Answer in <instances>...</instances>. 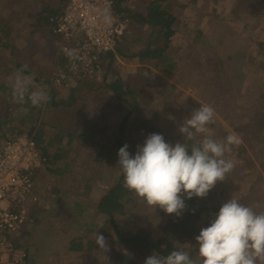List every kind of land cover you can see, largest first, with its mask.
I'll list each match as a JSON object with an SVG mask.
<instances>
[{
  "label": "rangeland",
  "instance_id": "obj_1",
  "mask_svg": "<svg viewBox=\"0 0 264 264\" xmlns=\"http://www.w3.org/2000/svg\"><path fill=\"white\" fill-rule=\"evenodd\" d=\"M145 2L135 0L133 5L141 7ZM180 2L186 6L180 12L178 31L167 51L168 57L176 64L172 75L157 69L153 63L130 65L116 51L110 85L118 87V95L126 102L111 103V94L115 91L106 89L83 111L88 115L87 111L94 112L96 105H107L104 139L99 136L100 141L95 139L68 148L69 135L75 134L68 128L80 131L82 134L79 135L89 136V125L83 121H75L70 126L64 123L62 125L69 127L61 125L56 130L39 124L31 126L30 133L21 132L22 136L33 133L42 150L46 149L51 138L55 140L54 150L56 147L66 148L65 153L70 150L67 156L50 149L55 162L47 173L38 176L36 185L39 194L46 190L51 201L47 203L43 198L35 206L31 216L35 224L31 228L28 224L23 232L28 231V236L20 239L30 253L36 254L41 264H120L116 255L129 254L96 212L99 201L111 187V177L115 179L118 175L115 173L121 171L117 147L121 136L119 131L122 128V133L125 131L122 141L129 145L130 153L137 151V145H143L151 133L163 134L165 141L174 146L185 139L178 131L180 124L201 104L215 109V121L207 126L212 138L223 140L228 134H234L241 143L233 145L232 151L226 153V158L235 163L227 179L218 181L207 197L186 198L184 211L191 210L189 203L192 199L213 208L235 195L254 211L264 212V133L256 135L255 131L258 117L264 112L261 98L264 93V0ZM46 5L52 7V0H0V18L13 17L12 21L16 23L13 45L21 57L19 62L34 70L31 74L24 73L33 79L30 91L37 88L47 90V86L38 84L40 75L51 78L55 71L54 39L44 28L45 20L39 21L36 15ZM36 20L42 28L33 27ZM136 37L133 29L124 44ZM148 38L149 31H145L142 43L131 44L126 56L138 54ZM17 61L11 52L0 49V78L7 83L18 70L14 69ZM58 71L64 70L58 68ZM30 108V102L17 104L13 101L11 115L15 120L12 116L7 118L18 125ZM74 113L78 115L79 110ZM36 128L40 132L34 131ZM193 142L187 141L189 145ZM67 166L63 175L53 172ZM137 203L139 205L128 216L120 219V227H128L134 232L143 227L156 230L176 218L175 214H167L159 207H149L140 198ZM96 233L106 238L107 252L97 243L93 250L87 251L88 241L95 239ZM72 240L75 245L83 242V250L74 253L68 250ZM182 250H193V259L202 264L196 255L198 246L194 241H186Z\"/></svg>",
  "mask_w": 264,
  "mask_h": 264
},
{
  "label": "trees",
  "instance_id": "obj_2",
  "mask_svg": "<svg viewBox=\"0 0 264 264\" xmlns=\"http://www.w3.org/2000/svg\"><path fill=\"white\" fill-rule=\"evenodd\" d=\"M116 3V8L119 13H122L129 17L134 22L135 35L136 39L132 42L122 44L118 48L119 56L123 57L124 60L130 65H147L153 63L157 69L163 70L168 75H172L176 64L174 63L173 58H169L167 51L170 49L172 43V38L177 34V25L180 19V12L183 11L184 4L180 0H143L146 1L145 4L141 7H136L133 4L123 5L120 3V0H114ZM142 1V0H141ZM140 2V0H137ZM137 5V4H135ZM52 7L46 5L42 7L41 12H36L38 20H45L46 28H48V36L54 38L53 34L50 31V19L55 15H58L56 11H51ZM60 14V13H59ZM12 18H0V49L6 50L12 53V56L18 60L16 67L14 69L25 70V73L31 74L34 70H30L27 66H23V63L19 62L18 51L16 52L15 45H13L14 36H15V26L16 23H13ZM41 18V19H40ZM20 21V20H19ZM17 21V22H19ZM33 26H39V22L35 21ZM145 31H149V38L145 42L144 49H142L138 54L131 56H126L127 50L131 47V44H137L138 42L142 43L143 35ZM14 47V48H13ZM117 58L116 54L107 55L102 57V64L104 69L107 71V80L103 84H92L87 82H80L79 88L73 90L70 96L67 99H63L62 91L54 89L52 87V77H44L40 75L38 84L41 86H47V92L50 95V101L40 107L31 106L28 115H26L18 125L15 124V118L11 115V105L13 103V97L11 93V88L8 86V83L0 78V145L5 144L8 140H15L20 138L21 132L31 131V126L41 125L42 127L48 126L56 130L60 128L62 124H68L69 126L75 121H83L89 125V136L79 135L82 134L80 131L67 130L72 133V131L77 134L73 135L72 138H81L83 139V144L87 142H93V137L96 135L97 130L100 129V125L103 120L98 119V121H93L94 124L90 123L88 120L84 121L82 116L76 115L74 112L80 110L84 104L88 101L89 97L92 94L101 95L106 89L113 90L110 98L111 103L122 102L125 103V99L119 96L118 87L110 85V71L113 68L115 59ZM22 62V61H21ZM64 63V61H63ZM65 66V63H64ZM62 70V69H59ZM66 71V68L63 69ZM55 71H58V66L56 65ZM54 71V72H55ZM262 102L264 104V93L261 94ZM28 103V102H27ZM100 107H107L106 104L100 105ZM77 108V109H76ZM73 113L75 115H73ZM12 116L14 120H9L7 117ZM78 118L75 120V118ZM68 125H62L63 127H69ZM123 129V128H122ZM122 129L119 131L121 133L120 138L117 140V147L120 149L123 147L124 143L122 139L124 138V132ZM105 132V128L103 129ZM40 132L39 128L34 130ZM33 131V132H34ZM256 135H261L264 133V112L260 117H258L257 125L255 128ZM258 132V133H257ZM30 133V132H29ZM30 137L35 135L31 133ZM9 135H12L11 138ZM28 135V134H27ZM79 135V137H78ZM59 139V138H58ZM37 140V139H36ZM55 140L49 142V148L42 150L45 159L47 160V165H51L55 162V155H52L50 148L53 149ZM72 146V140L69 138ZM38 142V141H37ZM54 150V149H53ZM59 153H64L68 156L70 150L67 152L66 148H58L55 150ZM53 151V152H54ZM242 151L240 154H242ZM133 156L136 153V150L131 152ZM48 155H51L49 157ZM66 156V158H67ZM103 155H100L99 158H102ZM120 169V168H119ZM68 166L65 168H58L57 171H53L58 175H63L67 172ZM118 170V168L116 169ZM117 177L114 179L111 177V187L104 193L103 198L99 201L96 212L99 214L100 220L108 226L110 231L117 237L119 245L126 250L129 254L121 253L116 255V259L120 264H144V257L152 255L156 252L158 255L166 256L172 250L182 249L186 241H194L196 243V236L199 235L200 230L203 227L209 226L212 219H214L215 214L219 212V209L222 205L215 206L213 208L204 206L197 203L192 199L189 203L191 210L184 211V213L175 219H171L163 225H160L156 230L140 228L137 231L130 230L128 227H120V219L129 215V213L134 210L139 204L137 203L139 197L132 191H129L124 186V176L122 171L117 172ZM38 187V186H37ZM40 190L36 193L39 194ZM48 196V197H47ZM44 198L45 202H50L51 197L49 194H46V190H43V193L40 198ZM35 211V207H34ZM34 215V214H33ZM198 221H203L199 223ZM34 236V235H32ZM37 234L35 235L36 239ZM83 242H78L77 245L74 243V240L70 242L68 250L72 253L75 250L78 252L83 250ZM95 239H91L88 244L87 251L93 250L95 246ZM22 244V243H21ZM26 248L29 254V264H41L40 259L36 256L35 253H30L28 247L22 244Z\"/></svg>",
  "mask_w": 264,
  "mask_h": 264
},
{
  "label": "clouds",
  "instance_id": "obj_3",
  "mask_svg": "<svg viewBox=\"0 0 264 264\" xmlns=\"http://www.w3.org/2000/svg\"><path fill=\"white\" fill-rule=\"evenodd\" d=\"M105 20L111 22L110 17ZM65 55L70 60L78 58L74 49H66ZM71 70H76L74 63ZM24 73L21 68L8 81L14 102H30L33 107L47 104L51 99L47 90L30 91L33 79ZM214 121L215 109L201 104L178 128L185 138L183 143L173 146L165 141L163 134L151 133L143 145H137L134 156L129 145L124 144L118 151L124 186L149 207H159L167 214L180 217L187 207L186 198L207 197L217 182L226 180L235 168L226 153L232 151L233 145H239L241 139L234 134H228L223 140L212 138L207 126ZM187 141L194 142L189 145ZM195 239L196 255L202 264H264V212L254 211L232 195ZM95 242L104 252L109 250L102 234L96 233ZM192 253L193 250L176 249L162 256L154 252L144 264H197Z\"/></svg>",
  "mask_w": 264,
  "mask_h": 264
},
{
  "label": "built area",
  "instance_id": "obj_4",
  "mask_svg": "<svg viewBox=\"0 0 264 264\" xmlns=\"http://www.w3.org/2000/svg\"><path fill=\"white\" fill-rule=\"evenodd\" d=\"M115 8L114 0H68L64 12L50 19L54 45L66 66V71H57L52 78L58 90L67 91L71 78L96 85L104 82L102 57L116 54L134 29V22ZM66 49L76 50L78 58L70 60ZM50 169L34 137L23 135L0 145V264H29L20 239L28 236V231L23 234L27 225L35 224L31 216L42 195L36 193L37 178Z\"/></svg>",
  "mask_w": 264,
  "mask_h": 264
},
{
  "label": "crops",
  "instance_id": "obj_5",
  "mask_svg": "<svg viewBox=\"0 0 264 264\" xmlns=\"http://www.w3.org/2000/svg\"><path fill=\"white\" fill-rule=\"evenodd\" d=\"M67 2H68V0H52V10L51 11H56V12H58L57 14L58 15H60V14H62L64 11V9L66 8V5H67ZM60 13V14H59ZM56 16V15H55ZM34 28H36L35 26H33ZM37 28H42V27H37ZM45 29H47L48 30V28H46V27H44ZM51 31V30H50ZM54 39V38H53ZM54 43H55V39H54ZM53 47H55V45L53 44ZM55 49H56V47H55ZM56 51H57V49H56ZM56 51H55V56L53 57V61L55 60V63H54V70H55V67H56V65L58 66V68L59 69H65V67L66 66H64V63H63V60L58 56V53H56ZM118 60V59H117ZM105 71H106V69H105ZM57 71H55L54 72V74L56 73ZM54 74H53V76H54ZM53 78V77H52ZM52 80V79H51ZM107 80V71H106V73H105V79H104V82L103 83H105V81ZM111 81V80H110ZM80 82H82V81H80V80H78V79H75V78H71V84H72V86L67 90V91H65V92H63L62 93V98L63 99H67L68 98V96H70V94H71V92H73V90H75V89H78L79 88V84H80ZM82 83H84V82H82ZM102 83V84H103ZM89 84V83H88ZM52 87H54V89H57L55 86H53V84H52ZM58 90V89H57ZM89 97V99H88V101L86 102V104H84V106L79 110V115L80 116H82L83 118H85V119H83L84 121H90L92 124H94L93 123V121H98V119H101V120H103L102 121V123H101V125H100V129L99 130H97V132L95 133L94 132V134H96L94 137H93V140H97V141H100V137L101 138H103L104 139V136H103V134H105L106 133V130H105V132H104V128L106 129L107 127H106V123H104V119H105V114H107V109H105V108H103L102 109V107H97V105L95 106V111L94 112H92V110H91V112H89V111H87V114L88 115H86V113H84L83 111H84V109L85 108H87V106L89 105V103H90V101H92L93 99H95L97 96H96V93H94V94H92L91 96H88ZM67 137H68V135H66ZM100 136V137H99ZM72 137H74L73 135H69V138L72 140V144H73V146L74 145H76L77 143L78 144H83V142H85V141H83V139H81V138H77V139H75V138H72ZM102 139V140H103ZM51 140H52V138H51ZM51 140L50 141H48V143L49 142H51ZM81 142V143H80ZM48 143H46V145H45V148L47 149V147L49 146V144ZM38 144H39V142H38ZM69 144H71L70 143V141H67L66 142V145H69ZM40 146V145H39ZM41 148V147H40ZM49 148V147H48ZM50 149H52V148H50ZM42 150V149H41ZM53 150V149H52ZM53 153H56V151H54ZM89 242V241H88Z\"/></svg>",
  "mask_w": 264,
  "mask_h": 264
}]
</instances>
